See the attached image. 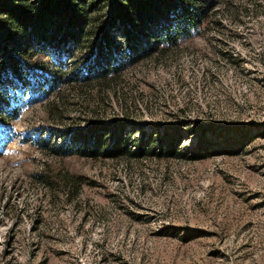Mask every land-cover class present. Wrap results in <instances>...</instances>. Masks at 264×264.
Listing matches in <instances>:
<instances>
[{
    "label": "rangeland",
    "instance_id": "374dc122",
    "mask_svg": "<svg viewBox=\"0 0 264 264\" xmlns=\"http://www.w3.org/2000/svg\"><path fill=\"white\" fill-rule=\"evenodd\" d=\"M212 12L109 84L81 85L75 47L68 81L23 119L0 115V264H264V0ZM92 120L119 125L133 153H55ZM197 124L215 129L203 158ZM233 124L248 131L221 132Z\"/></svg>",
    "mask_w": 264,
    "mask_h": 264
},
{
    "label": "trees",
    "instance_id": "16d2710c",
    "mask_svg": "<svg viewBox=\"0 0 264 264\" xmlns=\"http://www.w3.org/2000/svg\"><path fill=\"white\" fill-rule=\"evenodd\" d=\"M216 1L0 0V88L5 89L0 95V115L17 117L23 104L68 81L63 77V66L75 47L84 48L77 58L79 66L72 70L82 80L81 85L109 84L127 64L152 52L164 53L203 33L214 22ZM115 29L121 31L122 40L116 38ZM241 126L223 125L221 132ZM197 127L194 153L196 158H203L214 146L206 140V133L215 129L201 124ZM76 137L54 146L55 153L88 157L133 153L130 138L117 124L107 126L92 120ZM159 142L164 147L165 137ZM170 142L167 145L172 152L175 146Z\"/></svg>",
    "mask_w": 264,
    "mask_h": 264
},
{
    "label": "clouds",
    "instance_id": "9594fccd",
    "mask_svg": "<svg viewBox=\"0 0 264 264\" xmlns=\"http://www.w3.org/2000/svg\"><path fill=\"white\" fill-rule=\"evenodd\" d=\"M28 111L27 108L23 109L21 112H20V115H19V119H23L24 118V115L25 113ZM18 131L22 132L23 135L21 136V138H26L27 137V130L25 129H18Z\"/></svg>",
    "mask_w": 264,
    "mask_h": 264
}]
</instances>
